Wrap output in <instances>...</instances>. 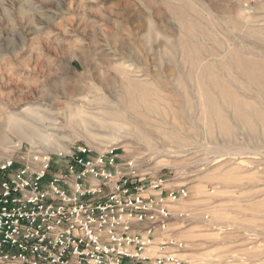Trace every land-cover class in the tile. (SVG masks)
Here are the masks:
<instances>
[{"label":"rangeland","instance_id":"374dc122","mask_svg":"<svg viewBox=\"0 0 264 264\" xmlns=\"http://www.w3.org/2000/svg\"><path fill=\"white\" fill-rule=\"evenodd\" d=\"M259 79L264 0H0V161L117 147L188 187L170 227L187 264H264ZM225 90L252 107L237 112ZM207 95L235 138L210 128ZM154 119L194 138L139 136Z\"/></svg>","mask_w":264,"mask_h":264},{"label":"built area","instance_id":"2783aa9c","mask_svg":"<svg viewBox=\"0 0 264 264\" xmlns=\"http://www.w3.org/2000/svg\"><path fill=\"white\" fill-rule=\"evenodd\" d=\"M188 197L117 147L14 153L0 161V264H187L170 227Z\"/></svg>","mask_w":264,"mask_h":264},{"label":"bare ground","instance_id":"6f19581e","mask_svg":"<svg viewBox=\"0 0 264 264\" xmlns=\"http://www.w3.org/2000/svg\"><path fill=\"white\" fill-rule=\"evenodd\" d=\"M236 51V50H235ZM240 55V54H239ZM239 55H237V56H239ZM233 57V56H232ZM239 58H240V56H239ZM233 59H236V58H232V60ZM240 59H242V58H240ZM236 61V60H235ZM238 61V60H237ZM238 63V62H237ZM251 64V63H250ZM261 64H263V63H261ZM243 65V64H242ZM249 73V72H248ZM257 81H259L261 84H264V82H263V80L262 79H259V80H257ZM224 86V85H223ZM226 86V85H225ZM222 87V86H221ZM201 88V87H200ZM220 88V87H219ZM218 88V89H219ZM227 90H228V88H226ZM230 90V89H229ZM205 92H207V91H205ZM229 91H226L225 90V93L223 94V100H224V102L225 103H227L228 105H230V106H232V104H234L233 106L236 108V110H237V112H242V111H246V110H249V107H250V105L248 104V103H244L242 100L243 99H241L240 97H235L233 94H229L228 93ZM123 95V94H122ZM132 95V94H131ZM130 95V96H131ZM204 95V94H203ZM239 96V95H238ZM127 98V97H126ZM125 98V99H126ZM138 98V97H137ZM205 98V97H204ZM215 98V97H214ZM121 99H123V98H121ZM133 99V98H132ZM142 99V98H141ZM140 100V99H139ZM206 100H207V103H208V107H207V111L208 112H211V116L209 117L210 119V128H213V127H211V125H213L214 124V126H215V128H216V131H217V133L219 134V136L221 137V140H225V139H227V138H229V137H233V138H235V136H234V134H232L231 133V129H230V126L226 123V120H225V118H224V116L221 114V112H220V110H219V108L215 105V103H214V99L210 96V95H207L206 96ZM122 102H124V101H122ZM129 102V101H128ZM134 103V102H133ZM132 103V104H133ZM206 103V102H205ZM227 105V106H228ZM132 106V105H131ZM252 107V106H251ZM250 107V108H251ZM246 108V109H245ZM253 109V108H252ZM257 110V109H256ZM259 111V110H258ZM262 111V110H261ZM206 113V112H205ZM256 115H258V116H260L261 118H262V132L259 134V136H257V137H259V139H258V141L259 142H261V144L260 145H262V146H264V113H261V112H257L256 113ZM134 117H137V116H135L134 115ZM138 118V117H137ZM139 119V118H138ZM248 120V119H247ZM137 121V120H136ZM251 121V120H250ZM135 122V121H134ZM142 122V121H141ZM154 122L156 123V124H158V126L156 127V128H153L152 129V127L151 128H149V127H147V125L146 126H142L141 124L140 125H138L136 128H137V133H138V135L139 136H141V137H143V136H145V137H150V136H157V137H159L160 138V140H161V142L163 143V144H166V143H168L167 142V140H166V138H169V139H171V141H173V142H178L179 143V141L180 142H184L185 141V139H188L189 137H191V136H193L192 135V133H186V131H181V130H179V129H177V128H175L174 126H172L173 128H162V127H160V125H161V123H159V122H157V121H155V119H154ZM170 122V121H169ZM143 123V122H142ZM148 123V122H147ZM147 123H145V124H147ZM250 123V122H249ZM252 123V122H251ZM144 124V123H143ZM153 124V123H152ZM245 124V123H244ZM250 125V124H249ZM152 126V125H151ZM251 126V125H250ZM260 126V127H261ZM257 127V126H256ZM214 128V129H215ZM212 130V129H211ZM215 131V132H216ZM261 131V130H260ZM256 135V134H255ZM35 138V137H34ZM193 138H194V136H193ZM142 139V138H141ZM145 139V138H144ZM149 139V138H148ZM236 140V139H235ZM170 141V140H169ZM250 150V149H249ZM238 152H242L243 150L242 149H238L237 150ZM229 153H232L233 151H228ZM250 153H252V154H254V155H259V156H262L263 155V153L262 152H260V151H258V150H251L250 151ZM220 154H222V155H224V153H220ZM184 253V252H183Z\"/></svg>","mask_w":264,"mask_h":264},{"label":"crops","instance_id":"0c3cea01","mask_svg":"<svg viewBox=\"0 0 264 264\" xmlns=\"http://www.w3.org/2000/svg\"><path fill=\"white\" fill-rule=\"evenodd\" d=\"M180 208H179V206H178V204H175L173 207H172V211H173V215H174V217H177L178 216V213L180 212ZM177 223V221H172L171 222V227L173 226V225H175Z\"/></svg>","mask_w":264,"mask_h":264}]
</instances>
